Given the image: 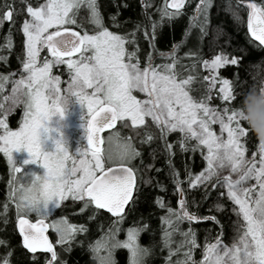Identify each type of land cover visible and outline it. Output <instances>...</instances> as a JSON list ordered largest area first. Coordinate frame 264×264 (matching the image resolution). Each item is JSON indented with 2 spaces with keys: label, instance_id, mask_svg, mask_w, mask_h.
Segmentation results:
<instances>
[{
  "label": "snow or ice",
  "instance_id": "obj_1",
  "mask_svg": "<svg viewBox=\"0 0 264 264\" xmlns=\"http://www.w3.org/2000/svg\"><path fill=\"white\" fill-rule=\"evenodd\" d=\"M19 3L20 11L30 17L20 26L25 37L21 63L27 75L22 74L19 80L13 81L12 95L5 97L10 106L0 104V111L10 112L23 105V121L18 130L12 131L5 120L0 119V129H3L0 153L7 158L13 173L8 182L9 199L15 204L22 246L17 256V249L0 239L3 247L0 264H67L63 254L71 252L77 236L87 234L89 229L86 224L70 222L66 215L55 217L50 205L61 212L71 208L69 215L85 216L87 221L110 214L107 230L99 239L87 243L93 264H118L115 254L121 249L127 251V264H149L157 245L141 243V234L152 231L147 222H134L127 228L125 239H119V235L127 217L137 210L141 201L147 200L149 194L141 185L154 184V179L146 178V173L161 171L154 163L161 154L179 205L174 208L159 197L155 199V204L165 210L160 218L161 250H168L164 264H264V146L259 144V159L256 152L251 159L246 158L248 149L243 141L253 132L246 122L242 101L239 106L236 104L239 96L233 83L226 78L219 81L218 98L222 107H211L217 77H203L208 83L201 88L193 87L197 76L191 73L196 72L197 63L201 62L198 48L184 54L193 60L190 66L182 63L184 57L178 54L184 41L174 43L166 53L159 52L162 62H155L157 35L164 25L171 26L183 15L186 0H164L163 6L156 8L158 19H153L148 11L152 8L148 0H141L143 18L137 20L121 21L117 5L116 13L111 14L109 20L114 28L121 30L119 32L105 25L98 0H45L44 3L36 0L37 6H33L32 0H19ZM244 3L245 0H236L233 5L232 0H228L226 10L232 11L238 23L242 22L239 12ZM82 6L86 7L87 19L78 22ZM212 6L213 0H199L184 32L185 39L192 35L194 28L199 30V39L207 36ZM123 7L127 8L128 4ZM247 9L248 42H258L254 46L264 49V4L248 2ZM19 15L15 0L11 3L4 0L0 4V26L5 21L15 25L14 17ZM86 23L94 26L91 34L85 29ZM141 33L152 49L146 53L143 64L139 55L141 49L137 46ZM5 39V47L10 49L11 29ZM45 49L52 59L45 58L41 64V52ZM241 59L239 55L229 59L220 54L202 63L205 69L215 72L229 64L238 66ZM65 64L70 81L62 93L60 78L52 75V69ZM186 72L190 74L185 78ZM7 79L0 77L3 81ZM236 79H239L238 73ZM193 92L200 95L194 96ZM137 94H143V98H138ZM71 98L87 109V146L78 149V155L74 156L61 140H56L55 151H43L42 135L50 131L47 122L55 115L62 117ZM118 123L121 129H129L136 136L143 130L141 145L160 142L159 150L153 148L149 153L152 163H145L143 152L137 149L132 136H123L120 131L106 139L101 136ZM213 125L219 126V134L213 130ZM173 133L179 134L175 143L168 140ZM105 144L108 146L104 147ZM177 146L180 153L200 151L206 161L203 171L194 175L185 164L186 180H181L173 163ZM21 149L30 157L25 164L39 163L45 169L42 176L33 174L30 181L22 182L21 168L13 158V152ZM221 170H228V175L221 176ZM251 181L255 183L250 184ZM154 186L166 191L159 182ZM200 189H203L201 202L208 198L211 190L218 191L214 205L217 212H226L221 198L231 201V211L237 220L236 235L230 244L221 239L224 225L215 216L198 214L201 205L190 197ZM69 200L71 204L65 203ZM192 205L197 206V212L190 210ZM8 211L5 202L0 212L4 224L9 223ZM31 214L36 217L35 223L28 219ZM201 220L220 224L221 231L214 241L205 237L203 258L197 261L193 256L200 245L193 222ZM185 223L187 230L182 227ZM49 229L57 237L55 243L49 238ZM84 243L79 241L77 246L83 247ZM56 245L60 246L59 250ZM173 257L177 258L173 260Z\"/></svg>",
  "mask_w": 264,
  "mask_h": 264
},
{
  "label": "trees",
  "instance_id": "obj_2",
  "mask_svg": "<svg viewBox=\"0 0 264 264\" xmlns=\"http://www.w3.org/2000/svg\"><path fill=\"white\" fill-rule=\"evenodd\" d=\"M4 0H0V4H3ZM11 3L12 0H9ZM16 2V11L20 12L18 17H14L17 20V23L13 25L11 22L5 21L2 26H0V77L13 75L16 71H19L21 68V59L23 58V35L21 32L22 21L25 17V12H21V5L19 0ZM152 4V8L148 11L152 14L153 19H158V14L156 13V8L163 6L164 0H148ZM199 0H191V3H188L186 0L185 8L182 9L183 15L178 17L175 22L171 25H164V27L159 31L155 48L156 52L153 55L156 57L155 62L161 63L162 61L159 58V52H168L172 48L174 43L181 44L179 49V55L184 57L182 63L185 65H191L193 63L192 59L185 57L184 54L191 50L199 49V60L201 62L197 63V68L195 73H191L197 76V82L193 84L194 88H201L204 84H207V81L203 80V77L211 78L213 75L217 77L216 87L212 90L213 99L210 102L211 107H222L219 97V87L222 79H229L233 83L234 90L239 96V100L236 102L237 106L240 105L243 95L253 87H259L261 82L264 81V49H261L258 46V42L250 44L248 41L250 36L247 34V3L256 2L257 4H264V0H245V3L242 4L241 11L239 15L242 22L238 23L232 11L226 10L228 5V0H213V6L209 10V27L208 34L202 40L199 39L198 29L192 30V35L185 39L184 32L188 27L190 17L194 15V9ZM100 5V11L104 18L105 25L111 31H121L112 26L109 16L116 13L117 5H119V19L124 20H137L142 19L141 13L144 11L141 0H98ZM128 4L127 8H124V4ZM233 5H235L236 0H232ZM33 6L36 4V0H32ZM87 19V10L86 7L82 6L80 13L77 16L78 22L86 21ZM74 30L75 26H71ZM131 28L130 25L126 26ZM94 26L91 24H85V29L92 33ZM11 29V39L12 46L11 48L5 47L6 37L9 36ZM140 47V58L143 64L146 53L152 51L149 48L147 40L144 39L143 34H139V43L137 45ZM131 48V46H129ZM45 53V52H43ZM224 54L229 58L239 55L242 57L241 62L238 66L226 65L223 68L216 69L215 72L208 73L204 68L202 61L209 60L213 56ZM18 57H20L18 59ZM42 57V55H41ZM238 73L239 79H236V74ZM190 73H185L186 76ZM194 96H199V92L191 93ZM20 113L19 109L15 113L8 116V123L10 127H14L16 116ZM153 132H156L155 128L150 129ZM120 131L123 136H132L136 147L138 150L143 152L145 163H152L149 153L153 148L159 150L160 142L156 141L151 146L141 145L139 140L143 137L144 132L141 130L140 135L136 136L135 133L129 129H121L119 123L114 129H109L104 132L103 136L108 137L113 132ZM178 133H173L169 135L168 140L171 143H175L178 137ZM245 146L249 151L257 152L259 148V142L253 133H250L249 138L244 140ZM139 163V160L136 161ZM156 168H160L159 173L152 170L146 173V178L152 177L154 179L153 185H141L144 192L148 193L147 200L141 201L137 210L130 214L126 221L121 225L123 231L119 235V239H122L126 229L132 227L134 222L139 221L140 223L147 222L151 228V232H145L141 234V243L144 246H149L152 243H155L157 246L154 249L155 255L149 259V264H164L165 257L168 255V250L165 248L162 249L160 231L161 220L160 218L165 215V210L159 208L155 204V199L157 197L163 199V201L174 208H178V197L174 195V185L171 182L169 177L168 168L165 164L164 156L161 154L159 158L154 162ZM173 163L176 169L180 172V179L186 180V175L184 171V165L187 164L190 168V171L195 175L203 171L206 167V161L203 160V157L200 151H197L195 154L192 152L180 153L178 146L176 149V155L173 157ZM9 180L10 172L7 168V164L4 159L0 156V212H3V205L5 202L8 203L9 211L7 213L9 223L4 224L3 219H0V239L7 240L10 247L17 249V256L20 254V248L22 246L21 237L16 229V215H15V204L12 200L9 199ZM156 182L162 184L166 191H161L159 187L154 186ZM187 189V184L183 185ZM223 191V189H221ZM203 194V189L199 191H194L191 194L190 198H195L197 202L200 203L198 214L201 216H215L220 224L224 225V235L221 236V239L225 244H230L233 237L236 235L235 232V222L237 217L232 213L231 209L233 207L231 201L221 198V202L224 204L226 212H217L214 209V205L217 202L218 191L213 189L211 194L206 200L201 202V197ZM65 203L71 204V201ZM79 203L76 205V211H79ZM127 210V209H126ZM191 211L197 212V206L192 205ZM57 215H66L68 216L70 222L77 224H86L89 229L87 234H80L77 236V241L73 242L71 252L64 253L63 258L67 260V264H93L91 254L87 251V243L89 240L95 241L99 239L103 232L109 227L110 221L107 219L110 214L104 213L103 216H100L96 221H87L85 216H71L69 215L72 212V209L69 208L64 212L55 210ZM220 224H216L211 220H201L199 222H193V227L197 230V241L200 245L199 248L195 249L193 258L197 261L203 258L202 249L205 243V237L209 241H214L215 237L220 233L221 228ZM101 225L103 227L101 228ZM182 227L187 230L188 225L185 223ZM179 239V237H176ZM56 239H53L55 243ZM79 241H84V246H77ZM57 250L60 249L59 245H56ZM26 251V250H24ZM3 254V247L0 246V255ZM48 255V254H44ZM127 251L126 250H117L115 258L118 264H127ZM177 257H173L175 260ZM182 258V254H181Z\"/></svg>",
  "mask_w": 264,
  "mask_h": 264
},
{
  "label": "rangeland",
  "instance_id": "obj_3",
  "mask_svg": "<svg viewBox=\"0 0 264 264\" xmlns=\"http://www.w3.org/2000/svg\"><path fill=\"white\" fill-rule=\"evenodd\" d=\"M44 2L45 0H39V3H44ZM169 2H171V0H169ZM35 6H37V3L35 4ZM247 12H248V9H247ZM24 19H30V17H28L27 14H25ZM24 41H25V37L23 36V51H24ZM41 55H42V57L40 56L41 64L45 58L49 60L52 59L46 49L41 52ZM214 57L215 56L209 59V61H211ZM75 58L76 57H73V59ZM207 71L208 73H211L209 70ZM14 74L15 75L2 76V77H8L7 81L0 80V86H2V90H0V104H4L5 107L10 106V101H6L5 97H9L12 95L13 81L19 80L22 74L27 75L26 73H23L22 65L19 71H16ZM52 75L59 76L60 81H61L60 87L63 93V90L67 89L68 82L70 81V76H69V72L67 70L66 64L54 66L52 69ZM137 95H138V98H143V94H137ZM17 109H19L20 113L16 116V120H15L16 122H15L14 127H10L7 118L9 115L15 113ZM23 112H24L23 105H19V106L12 108L10 112L0 111V119L5 120L10 130L16 131L19 129L23 121ZM88 118L89 117L87 114L86 107L81 105L78 101H76L75 98H71L64 110V115L62 117L59 114L55 115L51 117L50 121L47 122V126L50 129V131L47 134L42 135V150L45 152L55 151V141L61 140L71 155H74V156L78 155V149H81L87 146L86 144L87 127L86 126H87ZM213 130L216 131L217 134H219L218 125H213ZM2 132H3V129H0V133ZM103 137L105 139L107 138L106 136H103ZM225 137H226V133H225ZM107 146H108L107 144L104 145V147H107ZM252 153H253L252 151L246 152V158L251 159ZM256 153H257L256 158L259 159V150ZM0 156L4 159V161L7 164V168L10 172V179H11L13 173L11 172L10 166L8 165L7 158L4 157L3 153H0ZM13 158L15 160L16 166L21 168V173L19 175L23 177L22 182L30 181L33 178V174L42 176L45 172V169H43V167L39 163H36V164H33V163L25 164L24 163V161L29 160L30 157L27 151L23 149L19 151H14ZM224 175H228V170H221V176H224ZM251 183H255V182L251 181L250 184ZM49 208L52 211L54 209V206L50 205ZM30 221L35 223L36 218L33 221L30 219ZM16 226L18 227L17 221H16ZM125 238H126V232L122 239H125Z\"/></svg>",
  "mask_w": 264,
  "mask_h": 264
},
{
  "label": "clouds",
  "instance_id": "obj_4",
  "mask_svg": "<svg viewBox=\"0 0 264 264\" xmlns=\"http://www.w3.org/2000/svg\"><path fill=\"white\" fill-rule=\"evenodd\" d=\"M264 84L258 88L249 89L242 99V110L246 117V122L258 139L261 146H264Z\"/></svg>",
  "mask_w": 264,
  "mask_h": 264
},
{
  "label": "flooded vegetation",
  "instance_id": "obj_5",
  "mask_svg": "<svg viewBox=\"0 0 264 264\" xmlns=\"http://www.w3.org/2000/svg\"><path fill=\"white\" fill-rule=\"evenodd\" d=\"M56 209L54 208L53 210H52V212H53V215L55 216V217H59L58 215H57V213H56V211H55ZM29 219H31L32 221L36 218L35 217V215H33V214H31V215H29V217H28ZM17 219V218H16ZM17 221V220H16ZM16 225V224H15ZM16 229H17V231H18V233H19V230H18V227L16 226ZM20 235V234H19ZM48 235H49V238H50V240L53 242V239H56L57 237H56V235H55V233L54 232H52L51 231V229H49V232H48ZM21 237V236H20ZM21 240H22V237H21ZM54 243V242H53ZM49 255V254H48Z\"/></svg>",
  "mask_w": 264,
  "mask_h": 264
},
{
  "label": "water",
  "instance_id": "obj_6",
  "mask_svg": "<svg viewBox=\"0 0 264 264\" xmlns=\"http://www.w3.org/2000/svg\"><path fill=\"white\" fill-rule=\"evenodd\" d=\"M105 131H107V130H105ZM103 134H104V132L103 133H101V136L103 137ZM86 137H87V135H86ZM86 144H87V138H86ZM19 230V229H18Z\"/></svg>",
  "mask_w": 264,
  "mask_h": 264
}]
</instances>
